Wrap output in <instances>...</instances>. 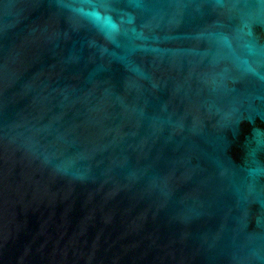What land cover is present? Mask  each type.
<instances>
[{
  "label": "water",
  "instance_id": "95a60500",
  "mask_svg": "<svg viewBox=\"0 0 264 264\" xmlns=\"http://www.w3.org/2000/svg\"><path fill=\"white\" fill-rule=\"evenodd\" d=\"M0 264H264V0H0Z\"/></svg>",
  "mask_w": 264,
  "mask_h": 264
}]
</instances>
